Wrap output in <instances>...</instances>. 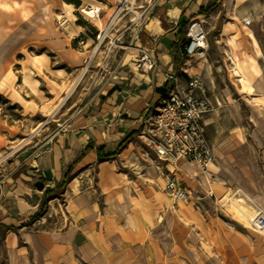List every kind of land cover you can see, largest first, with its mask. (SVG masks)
<instances>
[{"label":"rangeland","instance_id":"obj_1","mask_svg":"<svg viewBox=\"0 0 264 264\" xmlns=\"http://www.w3.org/2000/svg\"><path fill=\"white\" fill-rule=\"evenodd\" d=\"M181 2L0 0V221L13 226H0V264H264V229L235 217L230 201L244 198L249 216L264 211V35L254 19L264 23V0H235L215 30L205 24L210 48L200 71L212 87L215 160L199 177L179 174L186 201L159 188L155 158L137 137L127 156L78 165L32 221L44 205L41 189L59 187L68 171L63 135L115 79L123 29ZM93 5L103 8L102 22L81 12Z\"/></svg>","mask_w":264,"mask_h":264},{"label":"crops","instance_id":"obj_2","mask_svg":"<svg viewBox=\"0 0 264 264\" xmlns=\"http://www.w3.org/2000/svg\"><path fill=\"white\" fill-rule=\"evenodd\" d=\"M181 1L177 8L170 10L171 12L161 16L148 17L143 23L133 21L132 24L123 29V34L118 37V45H116L118 63L113 72L115 78L113 83L107 87L101 98L97 99L91 107H87L81 115L71 122L68 134L63 135L61 147L66 148L67 152L61 156V160L65 163L68 171L82 157L90 142L94 143L95 151L100 148L114 150L111 148V144L118 146L122 140L130 135H134L130 143L135 138H139V131L148 111L154 104L168 95L171 85H174L167 80V74L186 71L201 76L202 71L200 70H204L208 57L198 61V67H194V70L198 72L197 74L187 68L192 60L184 59L180 68L175 67L176 56L173 51L174 45L179 44V24L183 22L187 24L188 28L193 21L200 20L208 25L210 32L215 30L219 24L220 16L228 12L227 0ZM213 5L216 6L210 13L204 14L202 12ZM68 17L67 14L64 19H68ZM74 30L77 34L81 33L79 29ZM141 49L152 53L157 60L158 69L146 74H141L136 70L134 62ZM122 67L126 68L122 70ZM208 71L207 69L206 74ZM206 86L213 107V100L210 96L212 87H208L207 84ZM207 121L206 115L205 122L208 128ZM95 151L90 152L78 165L83 162L87 163L93 158L100 161ZM53 165L55 166V157L53 158ZM181 169V174H187L182 166ZM187 177L193 179L188 174ZM48 189L43 187L41 191L46 192ZM4 221V219L1 220L0 225L9 227Z\"/></svg>","mask_w":264,"mask_h":264},{"label":"built area","instance_id":"obj_3","mask_svg":"<svg viewBox=\"0 0 264 264\" xmlns=\"http://www.w3.org/2000/svg\"><path fill=\"white\" fill-rule=\"evenodd\" d=\"M102 7L96 8L94 19L100 22ZM250 20L244 19L246 25ZM102 34L98 36L101 44ZM187 42L183 44L186 60H204L209 55L208 31L205 23L193 21L186 31ZM109 44L115 46L113 40ZM135 63L136 70L146 74L158 69L151 52L141 49ZM167 80L170 93L154 104L144 118L139 138L151 150L156 164L158 186L175 202L186 201L189 192L181 174V164H195L206 170L215 160L212 143L207 136L205 116L212 110L208 88L201 76L186 71L169 73ZM213 196V193L211 192ZM253 229H264V215L259 214L251 222Z\"/></svg>","mask_w":264,"mask_h":264},{"label":"trees","instance_id":"obj_4","mask_svg":"<svg viewBox=\"0 0 264 264\" xmlns=\"http://www.w3.org/2000/svg\"><path fill=\"white\" fill-rule=\"evenodd\" d=\"M218 1H221V0H218ZM75 3L78 6L80 5L79 1H76ZM215 6L216 5L210 6L206 10H203L202 12H204V14H208L215 8ZM179 26H180V30H179V33H178L179 34V44L174 45V51H173L175 56H176V61H175V67L176 68H180L181 65L183 64V60L185 59V51H184V48H183V44H185L187 42V39H186L187 24H185L183 22H180ZM133 136L134 135H130L129 137H127L124 140H122L120 142V144L117 146V148L114 149V150H106L105 148H100V149L95 151L94 143L90 142L88 147L83 152L82 157L78 161H76L74 163V165L69 169V171L65 175V179L62 181L61 185L59 187H57V188H49L45 192V200H44L43 208H42V210L39 213H37L35 216L32 217V221L35 222V221L39 220V218H41L44 215V213L46 211V208L48 206L49 198L55 191H62L63 192V191L66 190V187H67L68 182H69V180H70V178L72 176V172H73L74 168L90 152H94L95 151L96 154H97V157H98V159L100 161H107V160L116 159L121 154V152L124 149H126L128 144L131 142V139H132ZM0 226H2L4 228H7V229H13L11 227H7V226H4V225H0Z\"/></svg>","mask_w":264,"mask_h":264},{"label":"bare ground","instance_id":"obj_5","mask_svg":"<svg viewBox=\"0 0 264 264\" xmlns=\"http://www.w3.org/2000/svg\"><path fill=\"white\" fill-rule=\"evenodd\" d=\"M234 1L235 0H227V5H228L229 9L233 7ZM96 8L97 7L94 6V5L93 6H89V7H85V8H82L81 9V12L84 15H86L87 17H89V18H94L95 17V14H96ZM233 19L239 20V18L237 16L233 17ZM254 19H255V22H258L259 23V30H260L261 34L264 35V23L260 20V17H254ZM100 22H102V19H100ZM240 23H242L243 28L246 31V35L248 37H250L254 41L255 44H257V38H256V35H255L256 34V29H255V26L252 25V21L250 22V25H246L244 23V20H241ZM230 47H231L232 50L233 49L236 50L238 48V43H237V41L235 39H232V41L230 43ZM230 57H231V60H232V64L234 66V70L235 71L240 70V63H239V58H238L237 53L232 52V55ZM191 71L192 72H195L194 68H191ZM131 147L132 146H130L129 148H127L122 153V155L123 156H127L129 153H131V151H132ZM181 166L185 170V172L189 176H191L192 178H196V177H199L200 176V172L198 171V168L199 167L197 165H195V164H188V163H182ZM203 182H204V185L206 187L209 186V179L208 178L203 179ZM246 196L248 197V195H246ZM251 200L253 202H255L254 199H251ZM230 201L232 202V206H233L232 207V212L234 213L235 217H237L240 220H247L249 223H251L252 221H256L259 213L256 216H249L247 214V211H246L245 207H244V204H245V199L244 198H237L236 202L233 201L232 199ZM262 213L264 214V211L261 212L260 214H262ZM256 230H258V229H256Z\"/></svg>","mask_w":264,"mask_h":264}]
</instances>
